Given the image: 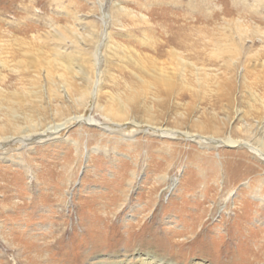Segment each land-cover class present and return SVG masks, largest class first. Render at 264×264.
<instances>
[{
  "label": "rangeland",
  "instance_id": "obj_1",
  "mask_svg": "<svg viewBox=\"0 0 264 264\" xmlns=\"http://www.w3.org/2000/svg\"><path fill=\"white\" fill-rule=\"evenodd\" d=\"M261 51L264 0H0V264H264Z\"/></svg>",
  "mask_w": 264,
  "mask_h": 264
},
{
  "label": "bare ground",
  "instance_id": "obj_2",
  "mask_svg": "<svg viewBox=\"0 0 264 264\" xmlns=\"http://www.w3.org/2000/svg\"><path fill=\"white\" fill-rule=\"evenodd\" d=\"M178 35V34H177ZM59 37V36H58ZM176 38V35H171V34H169L168 36H167V39H166V41H165V43H163V44H161V45H158V47H157V49H156V51H157V53L158 54H160V55H164L163 54V50H162V48H163V45H166L167 44V42H172V43H174V39ZM60 39V38H59ZM65 39V38H64ZM176 41V40H175ZM230 51V52H229ZM226 52H229V58L227 59V62L225 63V65H226V67H225V70H226V73L228 74V78H227V83H226V86H227V91H226V94H225V100H226V102H227V107L228 108H231V107H233L232 105H234V103H235V98H234V91L235 90H237L236 89V82H235V76H236V74H235V72H236V66H237V64H239V58H238V55L237 54H239V52H240V49H239V46L238 47H232V49H230V47H227V50H226ZM264 56V51H261V52H258V55L255 57V59H253V60H251V62L253 61V63H251V65H250V61L249 60H247V59H245V60H243L242 62H243V70H242V78H243V80H242V84H241V88H242V90L244 91V92H246V93H248L249 92V94H250V96L252 97V99H253V97H255L254 99H253V101H259V104L260 105H262L263 107H264V62L263 61H261V60H259L260 58H262ZM176 59H177V62H178V64H182V59L177 55L176 56ZM256 60H258L257 62H256ZM241 62V61H240ZM182 66V65H181ZM164 78V77H163ZM162 85V88L163 89H166V82L165 81H163V83L161 84ZM172 85H173V82L171 81V80H169L168 79V89L167 90H172L173 89V87H172ZM252 89H254V90H258L259 91V95H261V96H258V95H256L255 96V94H252ZM256 90V91H257ZM165 91V90H164ZM164 93H167V92H164ZM168 93H169V91H168ZM82 98V97H81ZM81 101V100H80ZM246 103H248V100H247V102ZM259 104H258V106H253V105H250V103L248 104V107H251V110H253V111H250V112H248V111H246V113H244L243 115H245V116H249V115H251V114H259V112H258V110H261V112H262V107L260 108L259 107ZM110 106V105H109ZM257 107V108H256ZM100 108V107H99ZM112 109V108H111ZM10 112V111H9ZM14 114H12V116H13ZM117 115L119 116L120 114H118L117 113ZM116 115V116H117ZM261 115V114H260ZM108 116V115H107ZM112 116H114V115H112ZM257 117H258V115H256ZM105 118H107V117H105ZM112 118V117H111ZM108 119H109V117H108ZM113 122V121H112ZM29 124V123H28ZM36 125V124H35ZM34 124H29V126H28V128L31 130V131H33V130H35L36 128V126H35ZM60 125H58V126H56V127H59ZM14 129H15V131H20V132H22L21 131V128L20 127H17V128H15L14 127ZM241 131L242 130H244V129H240ZM239 130V131H240ZM28 131V130H27ZM237 131V130H236ZM245 132L244 133H247V130H244ZM236 133V132H235ZM248 134V133H247ZM246 134V135H247ZM248 136V135H247ZM4 138V137H3ZM0 140H2L1 139V137H0ZM20 140L23 142V140H24V138L23 139H21L20 138ZM255 142H257L256 144L260 147V148H262L263 150H264V138H257L256 140H255ZM229 143H234V140L233 139H230L229 140ZM0 145H1V143H0ZM25 145V144H24ZM244 151V150H243ZM254 151H257L256 150V148H254ZM258 152V151H257ZM263 155V157H262V159L261 158H258L259 160L261 159V160H264V154H262ZM253 157V156H252ZM235 159V158H234ZM238 160V159H237ZM236 160H234V162H235ZM242 162V161H241ZM240 162V163H241ZM234 165H235V163H234ZM238 165H239V163H238ZM246 167H248V166H246ZM244 171V170H243ZM256 171V170H255ZM147 258H149V259H152V261H153V259L155 260V258H153V257H151V256H149V254H147ZM151 260H149V261H143V260H141V262H140V264H151V262H152ZM156 262H158L157 260H156ZM160 264V263H159Z\"/></svg>",
  "mask_w": 264,
  "mask_h": 264
}]
</instances>
